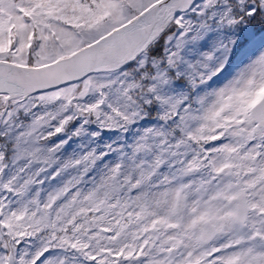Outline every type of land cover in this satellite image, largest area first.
Returning <instances> with one entry per match:
<instances>
[{
    "label": "snow or ice",
    "instance_id": "1",
    "mask_svg": "<svg viewBox=\"0 0 264 264\" xmlns=\"http://www.w3.org/2000/svg\"><path fill=\"white\" fill-rule=\"evenodd\" d=\"M0 264H264V0H0Z\"/></svg>",
    "mask_w": 264,
    "mask_h": 264
}]
</instances>
